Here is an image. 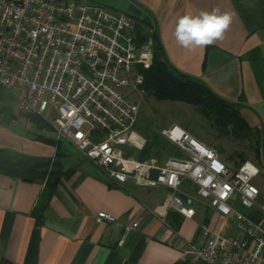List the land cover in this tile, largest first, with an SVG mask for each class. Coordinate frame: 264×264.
Returning <instances> with one entry per match:
<instances>
[{
    "label": "crops",
    "instance_id": "0c3cea01",
    "mask_svg": "<svg viewBox=\"0 0 264 264\" xmlns=\"http://www.w3.org/2000/svg\"><path fill=\"white\" fill-rule=\"evenodd\" d=\"M130 1L152 18L168 63L242 101L246 120L264 130V0ZM214 8L231 16L223 38L207 47L179 45L177 21ZM66 143L19 114L17 94L0 85V264H205L184 253L189 244H204V228L217 233L226 226L228 237H243L236 218L219 214L192 183L181 193L195 216L171 211L163 221L151 211L168 189L133 181L110 186ZM234 208L251 214L239 202ZM102 213L116 222L97 224ZM139 218L140 227L127 233Z\"/></svg>",
    "mask_w": 264,
    "mask_h": 264
},
{
    "label": "built area",
    "instance_id": "2783aa9c",
    "mask_svg": "<svg viewBox=\"0 0 264 264\" xmlns=\"http://www.w3.org/2000/svg\"><path fill=\"white\" fill-rule=\"evenodd\" d=\"M153 63L152 38L139 46L136 20L127 13L82 0H0V85L17 94L19 114L49 124L111 184L168 189L164 204L151 211L163 221L171 211L195 216L181 193L186 182L223 217L236 218L243 237H228L226 226L217 233L204 228V244H189L186 256L205 264H264L258 165L232 168L215 148L178 125L162 135L181 157L159 165L128 153L143 147L131 95L142 91V70ZM236 202L253 215L236 210ZM115 222L104 213L96 218L97 224ZM141 222L135 220L126 232Z\"/></svg>",
    "mask_w": 264,
    "mask_h": 264
},
{
    "label": "trees",
    "instance_id": "16d2710c",
    "mask_svg": "<svg viewBox=\"0 0 264 264\" xmlns=\"http://www.w3.org/2000/svg\"><path fill=\"white\" fill-rule=\"evenodd\" d=\"M132 12L129 15L136 20L137 44L142 46L151 38L153 40L154 63L149 70H142L144 75L142 91L151 93L158 101L180 102L196 107L218 132L220 138L231 137L240 141L250 139L253 141L259 166L264 170V130L259 125L252 126L243 116V102L229 101L215 93L204 81L176 70L166 59L150 15H143L134 5ZM30 122L38 128H43L46 124L39 118H30ZM167 146L164 139L156 137L143 150L141 157L152 156L153 150L160 154ZM178 151L181 157L182 153ZM248 215H253V212Z\"/></svg>",
    "mask_w": 264,
    "mask_h": 264
},
{
    "label": "rangeland",
    "instance_id": "374dc122",
    "mask_svg": "<svg viewBox=\"0 0 264 264\" xmlns=\"http://www.w3.org/2000/svg\"><path fill=\"white\" fill-rule=\"evenodd\" d=\"M91 4H99L109 8L110 10L120 13L132 14V3L130 0H82ZM152 34V32H150ZM131 99L139 108L138 121L135 132L141 137L143 147L141 150L133 148L128 149V153L135 155L139 160L155 162L162 165L171 158H178L179 151L168 140H166L162 131L169 129L174 125L186 129L190 134L194 135L199 141L207 144L217 150L221 159L229 164L232 168H239L246 162H253L261 169L259 177L255 180V184L260 188L264 197V170L259 166V160L253 147V141L237 140L231 137L220 138L218 132L210 125V123L199 113L196 107L169 101H158L151 93L143 91L132 94ZM42 129L54 131L49 124H44ZM156 137L164 139L167 143L165 150L160 154L152 151V156L141 157L143 150ZM66 143V142H65ZM71 149L77 151L73 146L66 143ZM240 208V207H238ZM242 209V208H241Z\"/></svg>",
    "mask_w": 264,
    "mask_h": 264
},
{
    "label": "clouds",
    "instance_id": "9594fccd",
    "mask_svg": "<svg viewBox=\"0 0 264 264\" xmlns=\"http://www.w3.org/2000/svg\"><path fill=\"white\" fill-rule=\"evenodd\" d=\"M231 23V16L219 8L202 11L198 16H184L177 21L175 37L186 49L207 47L222 39Z\"/></svg>",
    "mask_w": 264,
    "mask_h": 264
},
{
    "label": "water",
    "instance_id": "95a60500",
    "mask_svg": "<svg viewBox=\"0 0 264 264\" xmlns=\"http://www.w3.org/2000/svg\"><path fill=\"white\" fill-rule=\"evenodd\" d=\"M174 126H176V125H174ZM174 126H172V127H174Z\"/></svg>",
    "mask_w": 264,
    "mask_h": 264
}]
</instances>
